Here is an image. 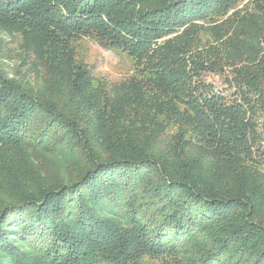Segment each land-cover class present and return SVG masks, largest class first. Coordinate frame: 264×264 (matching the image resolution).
<instances>
[{
	"label": "trees",
	"instance_id": "obj_1",
	"mask_svg": "<svg viewBox=\"0 0 264 264\" xmlns=\"http://www.w3.org/2000/svg\"><path fill=\"white\" fill-rule=\"evenodd\" d=\"M245 1L0 0V264H264V0ZM83 37L135 73L95 82Z\"/></svg>",
	"mask_w": 264,
	"mask_h": 264
},
{
	"label": "rangeland",
	"instance_id": "obj_2",
	"mask_svg": "<svg viewBox=\"0 0 264 264\" xmlns=\"http://www.w3.org/2000/svg\"><path fill=\"white\" fill-rule=\"evenodd\" d=\"M245 2H247V0ZM244 4L239 5V7ZM18 37L19 36L17 35L12 37L5 31L0 30V65L2 67H6L9 70H14V67H16L15 63L17 60L14 59L12 61V55L14 50L17 49L16 47L19 43ZM74 46L77 52L78 59L87 63V65L91 69L95 82L105 81L107 84L110 85L114 82H119L121 79L128 75L135 73L133 62L125 54V52L103 48L97 43H95L93 40L84 37L77 40L74 43ZM1 56L3 57L1 58ZM20 68V71L23 72L22 75H26V67L20 66ZM208 79L214 80L218 84H220L221 81L219 77H215L211 74H209ZM159 263V258H154L146 255L140 261V264Z\"/></svg>",
	"mask_w": 264,
	"mask_h": 264
}]
</instances>
